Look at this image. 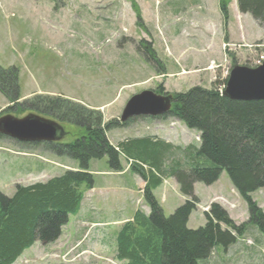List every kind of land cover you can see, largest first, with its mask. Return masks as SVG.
I'll list each match as a JSON object with an SVG mask.
<instances>
[{
    "label": "rangeland",
    "instance_id": "374dc122",
    "mask_svg": "<svg viewBox=\"0 0 264 264\" xmlns=\"http://www.w3.org/2000/svg\"><path fill=\"white\" fill-rule=\"evenodd\" d=\"M133 1L137 10L132 0H0V69L17 68L19 102L61 97L99 111L104 122H120L133 95L161 85L173 97L195 87L212 89L217 81L221 90L228 70L236 65L253 67L264 57V29L238 11L236 0L230 4L226 26L219 0ZM142 42L151 45L156 59L146 53ZM8 80L3 82L8 85ZM15 104L0 93V117L37 114L6 111ZM58 123L71 134L74 131ZM107 137L114 146L150 137L180 151L200 141L197 131L169 117L138 118ZM69 141L70 136L64 139ZM120 163L123 171L116 172L107 157L92 160L89 171L95 187L85 193L80 211L70 216L61 237L48 245L36 242L15 264H125L116 257L117 234L135 212L147 214L149 207L143 196L145 182L130 170L131 161L124 154ZM79 168L78 161L44 148L0 139V192L8 197L17 185L45 183ZM153 194L167 217L190 200L181 195L174 178L164 179ZM194 196L198 204L189 229L205 226V212H211L214 203L236 226L251 217L226 171L212 185L196 183ZM251 197L264 215V190ZM206 262L264 264V234L248 224L235 245L227 250L216 247L209 261L201 264Z\"/></svg>",
    "mask_w": 264,
    "mask_h": 264
},
{
    "label": "trees",
    "instance_id": "16d2710c",
    "mask_svg": "<svg viewBox=\"0 0 264 264\" xmlns=\"http://www.w3.org/2000/svg\"><path fill=\"white\" fill-rule=\"evenodd\" d=\"M231 2L219 0L225 26L230 20ZM131 4L134 10L138 9L133 0ZM236 4L241 14L250 15L264 29V0H236ZM141 46L156 59L150 44L142 42ZM18 78L16 67L0 69V93L7 101L17 102L6 111H34L71 126L75 132L71 134L65 130L64 139L70 136L69 142L63 139L53 143H17L41 147L56 156L76 160L80 168L67 170L45 183L17 185L12 197L0 192V264H15L36 242L48 245L57 241L70 216L80 211L85 193L95 187V177L89 171L90 162L107 157L111 169L122 172L121 154L131 161L130 170L145 182L143 196L149 213L138 210L121 227L116 237L119 261L125 264H201L209 261L216 247L227 250L235 245L238 237L245 234L248 224L264 234V215L251 197L252 193L264 190V100H230L218 89L219 81L212 89L195 87L174 94L171 111L159 119L173 118L197 131L198 146L172 150L169 145L150 137L114 146L107 137L108 132L126 127L138 118L127 123L104 122L99 111L61 97L35 96L20 103ZM4 79H9L8 85ZM227 80L221 83L226 86ZM155 92L165 94L161 85ZM2 138L6 137L0 135ZM223 171L247 202L250 219L236 226L214 203L211 212H205V226L189 229L190 215L198 204L194 185H212ZM166 178H174L181 195L190 198L168 217L153 194Z\"/></svg>",
    "mask_w": 264,
    "mask_h": 264
},
{
    "label": "water",
    "instance_id": "95a60500",
    "mask_svg": "<svg viewBox=\"0 0 264 264\" xmlns=\"http://www.w3.org/2000/svg\"><path fill=\"white\" fill-rule=\"evenodd\" d=\"M223 96L242 102L264 100V62L258 67L236 65L232 67ZM173 97L145 90L133 95L126 103L120 117L121 123L135 118H161L172 109ZM0 135L22 143L61 142L64 128L55 120L29 113L18 118L13 115L0 117Z\"/></svg>",
    "mask_w": 264,
    "mask_h": 264
},
{
    "label": "built area",
    "instance_id": "2783aa9c",
    "mask_svg": "<svg viewBox=\"0 0 264 264\" xmlns=\"http://www.w3.org/2000/svg\"><path fill=\"white\" fill-rule=\"evenodd\" d=\"M91 47V46H90ZM264 62V57H261L256 63L255 66H259ZM228 74V72H226ZM224 88V87H223ZM223 88L221 89V92L223 91Z\"/></svg>",
    "mask_w": 264,
    "mask_h": 264
},
{
    "label": "bare ground",
    "instance_id": "6f19581e",
    "mask_svg": "<svg viewBox=\"0 0 264 264\" xmlns=\"http://www.w3.org/2000/svg\"><path fill=\"white\" fill-rule=\"evenodd\" d=\"M262 65V64H261ZM260 66V65H259ZM146 118H148V117H146Z\"/></svg>",
    "mask_w": 264,
    "mask_h": 264
}]
</instances>
